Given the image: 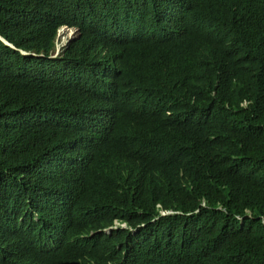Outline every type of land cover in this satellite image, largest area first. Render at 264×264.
Masks as SVG:
<instances>
[{
  "label": "trees",
  "instance_id": "1",
  "mask_svg": "<svg viewBox=\"0 0 264 264\" xmlns=\"http://www.w3.org/2000/svg\"><path fill=\"white\" fill-rule=\"evenodd\" d=\"M22 5L0 0V34L8 36V22L25 26L46 51L56 28L68 23L104 46L111 61L86 56L80 79L70 78L57 63L69 61L72 41L45 79L36 69L45 60H18L0 42V130L9 125L0 143L32 136L39 152L57 157L45 182L39 174L15 177L29 143L0 157V264L64 261L61 251H44L29 236L52 219L36 215L39 206L70 199L66 213L103 204L84 182L90 167L113 191L109 213L130 222L144 210L158 216L143 234L95 233L112 239L106 256L264 264V0H33L31 18L15 10ZM98 88L125 102L108 140L79 154L71 144L76 102ZM57 93L68 95L72 117L70 106L53 103ZM76 159L84 167L72 168ZM110 223L106 213L94 229Z\"/></svg>",
  "mask_w": 264,
  "mask_h": 264
},
{
  "label": "clouds",
  "instance_id": "2",
  "mask_svg": "<svg viewBox=\"0 0 264 264\" xmlns=\"http://www.w3.org/2000/svg\"><path fill=\"white\" fill-rule=\"evenodd\" d=\"M5 2V0H1ZM33 0H23V5L15 9L17 12L24 14L31 18L33 16L32 8ZM8 36L0 34V42L12 50L17 56L18 60L28 57H35L45 60L42 64H38L36 69H41V76L45 79L52 78V71L54 63L57 61L66 48L72 41L75 42V49L69 56V61L65 63H57V65L64 70V74L72 79H80L78 69L79 63H84L83 58L91 55L93 60H107L111 61L109 51L99 44L93 43L87 38H81V31L75 25L68 23L58 26L53 36L48 49L46 47H39L40 35L30 34L29 30L24 27L14 28L8 22ZM62 29H70L72 32L68 35L64 44L55 46V39L57 33ZM13 59V57L8 56ZM71 59V60H70ZM93 64V63H91ZM87 64L86 67H88ZM82 70V69H81ZM104 88L94 89L92 92H85L76 102L78 105L77 119H72V131L75 135L71 140L72 148L79 154H83L87 147L94 141L105 142L110 137L112 131L116 127L119 120V111L125 100L114 97L110 94L103 93ZM61 93V92H60ZM55 94L53 103L59 108H68V113L72 117L71 103L67 94ZM39 112V111H38ZM169 113L168 111L166 112ZM38 118L46 123V118L38 114ZM17 122H13L15 124ZM1 130L8 129L9 125L1 124ZM0 132H3L1 131ZM5 131V130H4ZM29 143L28 151L26 152L23 161L25 163L22 170L15 173L18 181L22 182L24 179L33 177L39 174L38 178L45 182L46 176L56 169L57 157L49 156L38 151L36 140L32 136H26L21 141L19 139L0 143V157L8 160L12 151L17 152L20 146ZM84 163L77 160L73 163L72 168H82ZM4 165L0 163V169ZM5 168H8L6 166ZM15 172V170H14ZM156 180L147 181L154 183ZM84 182L90 184L93 191L100 193L103 204L83 207H70L65 213V209L69 207V200L65 203L50 207L47 205L39 206L40 212L36 215L43 214L51 217L40 231L31 234L29 238L36 244V246L44 251L54 252L61 251L64 255V261L55 264H142L139 261H134L128 256L107 255V252L113 247L112 239L103 237L99 240L94 239L97 232H103L110 235L112 232L143 234L150 222H155L158 216L149 218L144 210L142 217L130 222V219H123L119 212L109 213L111 210V200L113 198V191L107 186L106 179L100 172L90 167L88 175L84 178ZM202 199L200 205H204ZM220 208V207H217ZM179 210L161 209L160 215H168L178 213ZM108 213L110 215L111 223L102 228L94 229L97 221ZM54 235L52 240L47 237ZM134 249V246L130 245Z\"/></svg>",
  "mask_w": 264,
  "mask_h": 264
},
{
  "label": "rangeland",
  "instance_id": "3",
  "mask_svg": "<svg viewBox=\"0 0 264 264\" xmlns=\"http://www.w3.org/2000/svg\"><path fill=\"white\" fill-rule=\"evenodd\" d=\"M72 32L70 29H62L57 33L55 39V46H61L64 44L65 40L67 39L68 35Z\"/></svg>",
  "mask_w": 264,
  "mask_h": 264
},
{
  "label": "bare ground",
  "instance_id": "4",
  "mask_svg": "<svg viewBox=\"0 0 264 264\" xmlns=\"http://www.w3.org/2000/svg\"><path fill=\"white\" fill-rule=\"evenodd\" d=\"M111 11H112V10H111ZM142 36H143V35H142ZM146 38H147V37H146ZM146 38H145V39H146ZM141 39H142V38H141ZM143 39H144V38H143ZM145 39H144V41H145ZM146 41H147V39H146ZM148 41H149V40H148ZM150 41H151V40H150ZM150 41H149V42H150ZM152 41H153V40H152ZM84 90H86V89H84ZM140 94H141V93H140ZM142 95H143V94H142ZM143 96H144V95H143ZM53 237H54V235H51V236H48L47 239H48V240H52ZM125 253H126V252H125Z\"/></svg>",
  "mask_w": 264,
  "mask_h": 264
}]
</instances>
